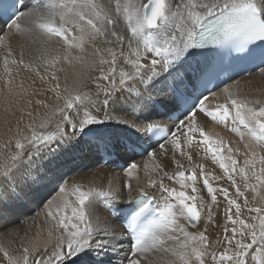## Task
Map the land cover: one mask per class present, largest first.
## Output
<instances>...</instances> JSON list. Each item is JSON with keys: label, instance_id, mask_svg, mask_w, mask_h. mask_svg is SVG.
I'll return each mask as SVG.
<instances>
[{"label": "snow or ice", "instance_id": "snow-or-ice-1", "mask_svg": "<svg viewBox=\"0 0 264 264\" xmlns=\"http://www.w3.org/2000/svg\"><path fill=\"white\" fill-rule=\"evenodd\" d=\"M17 5L28 10L21 12ZM12 9L16 11L12 12ZM9 12L15 17L9 27L15 29L16 33L30 34L35 29L44 37L45 43L48 37H58L63 40L68 50L79 48L83 51L86 41H94L98 37L103 38L108 44L115 41L121 49L127 43L129 54L125 55L121 50L119 55L131 66V71L117 69V51L114 48L104 50L109 54L110 59H105L101 49L96 48V53L100 55L99 63L109 65L107 70L103 67L100 69V79L107 82L103 90L104 99L101 107L97 108L86 94L66 96L64 106L57 108L38 125L41 131L29 125L31 136L24 137V140L32 146L27 162H24L25 143L17 140L15 147L18 151L10 158H6L0 166V187L6 185L8 191L15 193L18 183L26 179L27 169L35 163V158L43 155L45 149L51 151L53 144L70 147L90 132L91 126L115 122L130 129L140 138L149 133L158 135L160 137L158 147L161 150L165 149L164 142H167L179 152L180 156H186L189 161L192 160V156L182 150V138L188 146H192L194 142L203 145L204 152L211 154V159L219 165L228 180L232 181L236 196L245 198V206H247V197L236 183L237 174L244 180L246 190L255 192L258 186L264 188V167L260 168L258 173L256 170L257 160L264 164V155L257 157L255 151L244 153L246 158L243 167L238 168V161L232 153L234 151L239 153V149L234 150L222 139L210 136L203 127L197 125V111H199L213 121L225 125L230 122V130L241 140L247 136L256 145L264 148V102L262 101L236 98L230 89L225 87L224 92L228 95L231 107L224 104L217 106L215 110H210L205 103L208 96L202 93L180 116L173 117L168 112L164 113L173 121L171 128L143 117L141 119L144 126L139 123H128L108 111L110 104L112 113L119 110L118 106L121 102L116 93L121 89L129 93L124 103H131L132 111L143 112L149 105L155 106L158 101L128 87V82L137 78L142 83L145 82L144 69L148 68L151 75L147 77L146 82L151 87L158 80L171 76L174 67L184 63L192 54L190 50L202 49L205 45L235 47L244 56L253 61L258 59L259 63L264 65V0H146V2L127 0L123 4L121 0H115V15L106 11L104 5L97 3V0H69L68 3H58L57 0H36L31 8L25 0H14L7 8H0V14L7 15ZM121 20L130 33L128 37L117 31V25ZM22 21H27V26L22 25ZM257 45L261 46L258 52ZM10 55L9 48L8 55L4 57L5 70L9 74L11 73V69L8 68ZM149 55H151L150 64L145 65L143 60ZM64 58L67 59V56ZM58 60L59 57L53 59L52 65L54 66ZM161 62L165 67L163 73L156 71ZM11 63L30 67L24 63L23 54L19 61L13 59ZM51 78L58 79L54 72L51 73ZM175 79L183 83L184 77L177 73ZM55 88L59 89V83L55 84ZM211 94L215 95V93ZM56 95L59 98V91ZM132 95H135V101L131 100ZM182 99L184 103L187 102L186 98ZM67 110H75L74 114L80 117L79 120L72 119ZM58 114H63L62 120L56 123L53 130H45L51 116ZM65 125L71 131H67ZM97 140H103L107 147L108 141L103 137H97ZM89 143L92 144L93 141ZM95 146L99 147V144ZM245 146L252 148L251 144ZM225 150L228 155L224 154ZM149 155L154 160L156 153L151 152ZM175 164L179 169H184V165L179 160H175ZM137 167L134 163L130 166L127 171L129 178ZM197 167L200 169L199 177ZM165 177L177 183L179 187L165 185ZM200 177L207 193L210 194L209 205L204 204L202 197L195 195L199 191L196 185ZM251 178H254L257 184L248 183ZM214 179L218 177L205 172L202 165L179 170L172 175L162 171L159 179L148 181L149 186L159 185L166 193L162 199L149 195L143 188L133 197L132 185L130 182L127 183L125 185L128 189L127 201L131 207L124 217V231L119 234H114L107 226V222H101L98 216L95 222L92 219L94 205L97 202L103 203L109 211H113L111 202L121 201L120 193L111 185L108 189L95 187L85 189L79 183L74 184L70 193L74 200L68 198L66 188L61 186L59 191L65 195L56 202H50L47 210V215L54 221L53 227L59 229V234L52 243L50 254L35 260L33 264H65V262L103 264L101 254L108 252L118 254L125 240L130 245L129 252L124 257L127 264H142V261L148 264L147 255L157 251L169 253L174 257L168 264H205L206 257H210L214 264H264V208H248L249 212L256 213L251 218L255 222L248 223L246 219L241 218V205L237 199L229 196L227 188L214 187L210 182ZM217 191L223 193L227 200L229 207L226 209V218L233 225L231 238L227 236L229 229L227 227L224 229L226 246L219 254L208 251L210 242L206 230L198 233L188 231V226H195L200 222L205 208H207L206 222L213 221L214 213L211 205L217 203ZM4 200L6 196L0 192V202ZM181 220L185 223H180ZM236 225H239V228ZM48 235L51 238L52 232L49 231ZM248 237L250 242H246ZM167 240L175 241L176 247H164ZM44 251L48 252L47 245ZM0 252H3L9 264H29L27 247L23 249L21 258H13L2 246ZM69 257L74 259L68 261ZM92 257H95V260L91 259Z\"/></svg>", "mask_w": 264, "mask_h": 264}, {"label": "bare ground", "instance_id": "bare-ground-1", "mask_svg": "<svg viewBox=\"0 0 264 264\" xmlns=\"http://www.w3.org/2000/svg\"><path fill=\"white\" fill-rule=\"evenodd\" d=\"M35 2L36 0H25L29 8H31ZM57 2L68 3L69 0H57ZM126 2L127 0H121L122 4ZM143 2H146V0H143ZM97 3L103 4L106 11L115 15V0H97ZM27 10V8L21 7L20 11L24 12ZM40 10L44 11V9ZM21 23L24 26L28 24L27 21H22ZM117 31L125 37L130 35L122 20L117 25ZM0 41H2V43H0V109L1 107H5L3 106L5 103H8L11 109L9 113L11 117L7 115L10 118L6 124L8 127L0 124V128L2 127L0 130V143L3 144L0 147L3 148L7 145V148H5L4 162L6 158H10L11 155L18 151L15 147L17 140L25 143L24 162H27V156L32 146L24 140V137L31 136L29 125H32L37 131H41L38 125L45 117H49L57 108L64 106V98L66 96L86 94L97 108L101 107V102L104 99L103 90L107 86V82L100 79V69L103 67L107 70L109 65H101L99 63L100 55L96 53V48L101 49V53L105 59H110V56L104 50L107 48H114L117 51V69L123 68L131 71V66L125 62L124 57L119 55L121 50L125 55L129 54L127 43H125L121 49V46L115 41L108 44L105 43L101 37H98L94 41H86L83 51L79 48L68 50L61 38L48 37L45 43L44 37L35 29L30 34L20 35L16 33L15 29L5 26L4 23L0 21ZM9 48L11 49V55L8 56L10 61L8 68L11 69L10 74L5 70L4 65V57L8 55ZM190 51L192 54L187 57L184 63L174 67L171 76H168L166 79L158 80L153 83L151 87H149L146 82L147 77L151 75L148 68L144 69L146 74L145 82L142 83L138 78L128 82V87L139 90L145 93L146 97L150 96L158 101L155 106L149 105L148 109L143 112H134L132 111L131 103H124L129 97V93L125 89H121L116 93L121 102L118 106L119 110L116 113H112V106L110 104L108 108L109 113L117 115L119 119L125 120L128 123H139L141 126H144V122L141 119L143 117L154 123L167 124L172 127L173 122L169 119V116L164 113L168 112L172 115L177 109L178 98L173 92V87L178 88L183 93L185 80H183V83H179L175 78L177 73L183 76L184 73L186 74L187 67L189 69L193 66V59L190 60L189 57L193 56L194 50ZM21 54H23L24 63L30 65V67H25L19 63H11L13 59L19 61L21 59ZM65 56H67V59L64 58ZM56 57H59V60L53 66L51 61ZM150 58L151 55L145 58L143 63L149 65ZM156 71L162 73L165 71L163 62L157 66ZM53 72L58 78L57 80L51 78V73ZM9 81H11V84H9ZM56 83H59V89L55 88ZM225 87H228L236 98L264 102V66L255 70L248 76L237 77L226 86L220 88V90H217L215 95L211 96L208 100L210 107L215 108L218 102L229 101L228 95L224 92ZM57 91L60 93L59 98L56 95ZM135 99V95H132L131 100L135 101ZM78 107L80 106L78 105ZM89 107L91 108V105H89ZM67 111L72 119L79 120L80 117L74 114L75 110ZM1 113L0 111V115ZM62 116L63 114L51 116L50 123L45 130H53L56 123L62 120ZM197 125L203 127L204 130H207L211 135L224 138L227 137V139L236 137L237 142L242 144V146L246 144L252 145L251 149L243 151L242 154H232L238 161V168L243 167V162L246 158L245 155H243L244 153L255 151L257 157L264 155V148L256 145L255 142L247 136L244 140H241L236 133L229 130V124L225 125L214 122L198 113ZM65 127L67 131H71L67 125H65ZM91 128L92 130L90 132H87L84 137L75 141L70 147H65L62 144H53L51 151L45 149L43 155L35 158V163L27 169L26 179L18 183L15 193L8 191L6 185L0 187V192H3L6 196V200L0 202V218H8L11 223L21 222L22 218H24L22 221L26 219L29 220L28 222H23L19 228H22L24 231L21 233L18 232L19 237L17 242L20 249L19 252L15 253L16 255L12 256L13 258H21L25 247L29 248V264H33L35 260L50 254L52 243H54L55 237L59 234V229L53 227L54 221L47 215V210L50 202H56L65 195L64 193H60L59 190L58 193L53 194L59 186H64L67 190L68 198L74 200L75 198L70 195L74 184L79 183L85 189L88 187L108 189L111 185L113 189L120 193L122 201H113V205L121 209L128 203V189L125 187L127 183L130 182L132 185L133 197L139 194V190L143 188V190L155 194L159 199H162L166 193L160 189L159 185L155 187L149 186V179H159L162 171H166L172 175L176 171L187 170L190 167L202 165L205 172L212 173L215 177H218V179L210 181L214 187L217 189L227 188L229 190V196L233 199H237L241 205V218L246 219L248 223L255 222L251 218L256 215L254 212L248 213V208H264V188L258 186L255 192L246 190L244 180L237 174L236 183L240 185L241 191H244L247 197V206H245V198L236 196L235 186L232 181L228 180L219 165L211 159V154L204 152L203 145L194 142L192 146H188L187 142L182 138V150L190 153L192 156V160L189 161L186 156H180L179 152L167 142H164L165 149L161 150L158 144H151L146 136L140 138L121 124L106 122L104 125H93ZM6 131L9 132L7 135ZM97 137H103L104 140H107V147H105L104 141L97 140ZM197 137H199V134H197ZM136 139H144L143 142L145 146H150L151 149H146L149 151L148 153L145 151V156L129 153L125 145L121 146V141L127 140L129 143L133 144ZM89 141H93V143L90 144ZM100 143L104 145L108 154H115L112 148L116 150L115 155H117V159L110 162L108 165L103 163L102 153L99 151V147L95 146ZM136 145L140 144L136 142ZM8 151L10 152L8 153ZM151 152L156 153L154 160L149 155ZM175 160H179L184 165V169H179L175 164ZM9 162L11 161L9 160ZM119 162L127 165L134 162L138 166L137 169L134 170L131 178L127 175L130 166L125 171L120 170L117 167ZM262 167H264V164H261L257 160V173ZM196 170L199 177V167H197ZM248 183L257 184V181L251 178ZM164 184L169 187H179L177 183H174L166 177L164 178ZM196 186L199 191L195 193V195L202 197L204 204L209 205L210 203L206 202L208 193L202 184L201 177L198 179ZM189 193L192 194L190 190ZM217 198V203L212 206L214 215L213 221L210 223L206 222L207 208H205V224L212 232H215L216 229L225 232L224 229L227 227L229 229L227 236L231 238V228L233 225L226 218V209L229 205L223 193L220 191H217ZM233 215L235 217L234 206ZM97 216L101 222H107V226L114 234H119L124 231V227L119 219L113 216L108 210V207L104 206L101 202H97L94 205V214L92 217L94 222ZM202 227L205 228V225H202ZM236 227L239 228V225H236ZM49 231L52 232L51 238L48 235ZM211 237H213V235H211ZM1 238L4 239L3 237ZM9 238H11V236ZM171 241L172 240H167L166 243ZM45 245L48 247L47 253L44 251ZM121 247L122 250L118 254L112 252L106 254L102 253L103 264H127L124 257L128 254L130 245L125 240ZM13 252L12 254H14ZM153 254L154 252L147 255L148 264H157L152 260ZM72 259L74 258L69 257L68 261ZM91 259L95 260V257ZM65 264H68V262H65ZM77 264H79V262H77ZM142 264H144L143 261Z\"/></svg>", "mask_w": 264, "mask_h": 264}, {"label": "rangeland", "instance_id": "rangeland-1", "mask_svg": "<svg viewBox=\"0 0 264 264\" xmlns=\"http://www.w3.org/2000/svg\"><path fill=\"white\" fill-rule=\"evenodd\" d=\"M3 106H5V107H1V109H0V111L2 112L1 115H0L1 116L0 117V122H1L0 124H3V126L5 125V126L8 127V125H6V124L8 122V119H10L9 117H11V114L9 115V113L11 112V109H10L8 103H5V105H3ZM1 128H0V130H1ZM206 132L210 136H212L214 138L222 139L228 146L232 147L234 150L235 149H239V153H237V152L234 151L232 154H242L243 151L249 150V148H247L246 146H242V144H240L239 142H237V138L236 137L233 138V139H227V137L224 138V137H218L216 135H211L207 130H206ZM4 133H5V131H4ZM8 133L9 132L6 131V135ZM1 145H3V144L0 143V146ZM3 148L0 147V158L3 159V160L0 159V166H2L3 163H4V157H5V152H6L5 151V147H3ZM9 152L10 151H8V153ZM146 153H148V150H146ZM224 154L227 155V153H224ZM142 156H145V154H143ZM123 171H125V170H123ZM60 187L61 186H59V188ZM59 188L56 189L53 194L58 193ZM217 200H218V198H217ZM206 202L211 204L210 194L207 195V201ZM213 205L214 204H212L211 206H213ZM248 213H249V211H248ZM250 215H251V213H250ZM23 219L24 218L21 219V222L18 221L17 223L16 222L11 223L8 218H6V219H4L2 217L0 218V246H2L4 249H6L8 251V253H9L10 256H14V255H16L15 253L19 252L20 246H19V244L17 242L18 241V237H19L18 236L19 235L18 232L21 233L22 231H24L22 228L21 229H19V228H20V226L22 225L23 222L25 223V222H28L29 221L27 219L25 221H22ZM29 219H31V218H29ZM180 223L183 224V223H185V221L184 220H181ZM202 225H205V228H203ZM205 230H206V235L208 237V240L210 242V247H209L208 251L209 252H215L217 254H219L220 252H222L224 250L225 246H226L225 245V241H224L225 232H223L221 230H218V229H216L215 232H212L211 230L208 229L207 225L205 224V209H204V211L202 213L201 221L197 225H195V226H189L188 231L189 232H197L198 233V232H204ZM15 232L18 233V234H16ZM211 235H213V237H211ZM10 236H11V238H9ZM1 237H3L6 240L2 239ZM12 237H13V239H12ZM10 240H12V241H10ZM217 241H219V243H217ZM246 242H250V237L247 238ZM164 247H176V242L175 241L168 242V243H166L164 245ZM12 250L15 251V252H13ZM12 252L14 254H12ZM173 259H174V257H172L171 254L165 253L163 251L154 252V254L152 255V260L154 262H156L157 264H168V262L169 261H172ZM0 264H9V261H8V259L6 257H4L3 252H0ZM205 264H214V262L211 260L210 257H206L205 258Z\"/></svg>", "mask_w": 264, "mask_h": 264}]
</instances>
